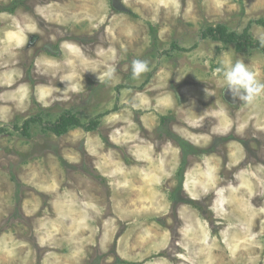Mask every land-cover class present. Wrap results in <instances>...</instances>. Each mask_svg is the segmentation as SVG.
Masks as SVG:
<instances>
[{
	"label": "rangeland",
	"instance_id": "obj_1",
	"mask_svg": "<svg viewBox=\"0 0 264 264\" xmlns=\"http://www.w3.org/2000/svg\"><path fill=\"white\" fill-rule=\"evenodd\" d=\"M257 21L264 0H0V264H264V96L216 72L264 82Z\"/></svg>",
	"mask_w": 264,
	"mask_h": 264
},
{
	"label": "clouds",
	"instance_id": "obj_2",
	"mask_svg": "<svg viewBox=\"0 0 264 264\" xmlns=\"http://www.w3.org/2000/svg\"><path fill=\"white\" fill-rule=\"evenodd\" d=\"M113 62L106 65L105 75L108 79H114L117 74L116 50L113 49ZM133 78H139L150 71L146 60L133 59L130 65ZM218 74H222L226 89L234 99L252 105L259 97L264 96V82L257 78V74L243 60H236L227 66L216 68Z\"/></svg>",
	"mask_w": 264,
	"mask_h": 264
},
{
	"label": "trees",
	"instance_id": "obj_3",
	"mask_svg": "<svg viewBox=\"0 0 264 264\" xmlns=\"http://www.w3.org/2000/svg\"><path fill=\"white\" fill-rule=\"evenodd\" d=\"M259 25H264L263 21L256 22ZM250 25L246 27L242 34L230 33L227 31L225 27L222 25L217 26L214 29L209 28L208 30L204 31L202 34L203 38H210L215 41H220L223 44H233L235 46V51L237 53H247L252 48H260L263 50V46L261 43H255L248 35ZM35 117L30 118L24 121V125H26L29 121H32ZM96 124L93 123L91 128L93 129ZM48 127V126H47ZM70 127H81L79 121L75 119L74 116L69 114H63L53 125L49 126L46 130L50 133L54 134L55 136H62L66 133V131ZM3 130V129H2ZM189 205H193V202H186ZM196 205V204H194ZM200 205L197 204L196 208L201 211Z\"/></svg>",
	"mask_w": 264,
	"mask_h": 264
}]
</instances>
